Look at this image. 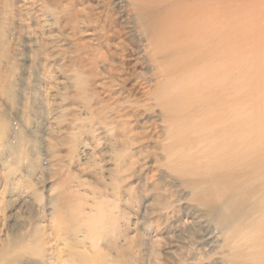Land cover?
<instances>
[{
    "label": "rangeland",
    "instance_id": "obj_1",
    "mask_svg": "<svg viewBox=\"0 0 264 264\" xmlns=\"http://www.w3.org/2000/svg\"><path fill=\"white\" fill-rule=\"evenodd\" d=\"M76 1L73 31L47 14L64 0H46L47 10L0 0V264H227L217 219L199 201L206 177L172 169L168 119L128 17L115 0ZM218 9L233 22V66L262 101L264 0ZM80 63L96 64L86 107L73 79Z\"/></svg>",
    "mask_w": 264,
    "mask_h": 264
},
{
    "label": "bare ground",
    "instance_id": "obj_2",
    "mask_svg": "<svg viewBox=\"0 0 264 264\" xmlns=\"http://www.w3.org/2000/svg\"><path fill=\"white\" fill-rule=\"evenodd\" d=\"M64 1L66 7L55 4L47 14L55 23L63 21L75 31L81 19L74 11L77 1ZM41 2L47 10L46 0ZM228 2L115 0V5L128 17L139 53L152 64L155 84H150V89L156 106L168 119L174 173L206 177L201 182L210 187L208 197L199 201L216 217L222 231L226 249L223 260L227 264H264V96L259 101V96L244 85V66H233L237 57L233 52V22L218 9L220 3ZM90 10L98 11L95 7ZM96 16L92 15L94 21L103 19L101 14ZM84 18L89 21L91 17ZM106 18L112 27L114 22ZM103 29L107 31L105 26ZM95 63H80L73 72L76 96L85 107L94 96L89 83ZM88 69L90 74L86 75ZM116 71L111 65L109 73L114 76ZM100 126L110 129L105 121H100ZM73 135L78 149L79 136Z\"/></svg>",
    "mask_w": 264,
    "mask_h": 264
}]
</instances>
